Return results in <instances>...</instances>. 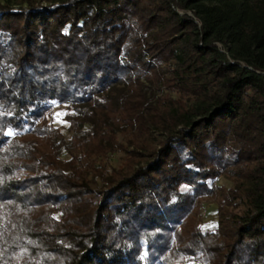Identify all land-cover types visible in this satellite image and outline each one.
<instances>
[{
	"label": "trees",
	"instance_id": "trees-1",
	"mask_svg": "<svg viewBox=\"0 0 264 264\" xmlns=\"http://www.w3.org/2000/svg\"><path fill=\"white\" fill-rule=\"evenodd\" d=\"M2 2L0 264H264V0Z\"/></svg>",
	"mask_w": 264,
	"mask_h": 264
},
{
	"label": "rangeland",
	"instance_id": "rangeland-1",
	"mask_svg": "<svg viewBox=\"0 0 264 264\" xmlns=\"http://www.w3.org/2000/svg\"><path fill=\"white\" fill-rule=\"evenodd\" d=\"M12 1L15 0H10L12 4L11 9L13 11H16L17 7L12 3ZM2 4L3 2L2 0H0V5ZM89 112H91L90 109H83L81 111V113H89ZM79 114H80L79 111H75L74 109H72L67 105H61L57 103L51 104L48 111L46 112L45 121L47 127L58 134L57 145L59 144L60 146L59 159L62 161L71 160L68 152L71 150L73 139L81 138L89 130L88 125L83 126V128L81 129L76 127L75 125L74 126L72 125L71 119L75 117L77 118ZM107 124L112 126L111 121H108ZM120 130H124V128L121 127ZM120 136L118 135L117 143L123 145L124 141ZM153 136L158 137V134L153 133ZM125 157L126 154L125 152L122 151V148L116 147L115 150L113 152H110V154H108V156L105 159H99L95 163V167L102 165V163L104 162H109L113 168L118 169L123 166ZM91 178L93 182H95L98 185H101V181L96 175H92ZM215 184L225 188H230L232 185L231 182L225 178H219ZM240 210L241 209L238 204H234L232 207L227 208V211L233 214H238ZM198 217L200 218L199 226L201 230L214 228L218 218L217 204L216 203L203 204ZM185 264H200V263H197L192 259H187L185 261Z\"/></svg>",
	"mask_w": 264,
	"mask_h": 264
}]
</instances>
